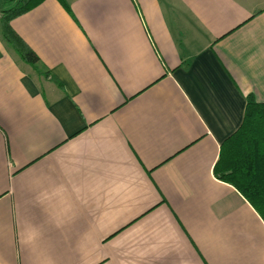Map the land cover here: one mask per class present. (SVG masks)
Masks as SVG:
<instances>
[{
  "label": "crops",
  "instance_id": "1",
  "mask_svg": "<svg viewBox=\"0 0 264 264\" xmlns=\"http://www.w3.org/2000/svg\"><path fill=\"white\" fill-rule=\"evenodd\" d=\"M64 4L11 21L37 66L0 30V264H264L213 172L264 103V0Z\"/></svg>",
  "mask_w": 264,
  "mask_h": 264
},
{
  "label": "trees",
  "instance_id": "2",
  "mask_svg": "<svg viewBox=\"0 0 264 264\" xmlns=\"http://www.w3.org/2000/svg\"><path fill=\"white\" fill-rule=\"evenodd\" d=\"M45 0H0V30L7 45L25 64L37 66L38 58L11 28V21ZM64 4V0H58ZM65 5V4H64ZM213 172L217 179L237 189L264 219V103L246 97L238 129L220 145Z\"/></svg>",
  "mask_w": 264,
  "mask_h": 264
}]
</instances>
